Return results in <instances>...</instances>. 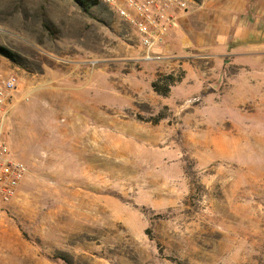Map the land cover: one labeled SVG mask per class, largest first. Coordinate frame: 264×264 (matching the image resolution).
<instances>
[{
    "label": "rangeland",
    "instance_id": "374dc122",
    "mask_svg": "<svg viewBox=\"0 0 264 264\" xmlns=\"http://www.w3.org/2000/svg\"><path fill=\"white\" fill-rule=\"evenodd\" d=\"M165 41L143 59L99 0H0L28 167L0 203V264H264V61L213 72Z\"/></svg>",
    "mask_w": 264,
    "mask_h": 264
},
{
    "label": "crops",
    "instance_id": "0c3cea01",
    "mask_svg": "<svg viewBox=\"0 0 264 264\" xmlns=\"http://www.w3.org/2000/svg\"><path fill=\"white\" fill-rule=\"evenodd\" d=\"M162 51L185 59L199 54L213 72L227 62L262 64L264 0H194L176 14Z\"/></svg>",
    "mask_w": 264,
    "mask_h": 264
},
{
    "label": "built area",
    "instance_id": "2783aa9c",
    "mask_svg": "<svg viewBox=\"0 0 264 264\" xmlns=\"http://www.w3.org/2000/svg\"><path fill=\"white\" fill-rule=\"evenodd\" d=\"M135 32L145 60L157 57L155 49L165 40L178 12L189 9L194 0H99ZM18 76L0 66V203L16 194L28 171L24 162L12 156L7 124L18 89Z\"/></svg>",
    "mask_w": 264,
    "mask_h": 264
},
{
    "label": "trees",
    "instance_id": "16d2710c",
    "mask_svg": "<svg viewBox=\"0 0 264 264\" xmlns=\"http://www.w3.org/2000/svg\"><path fill=\"white\" fill-rule=\"evenodd\" d=\"M73 1L76 2L83 10L88 11L90 5H92L94 3V1H96V0H73ZM0 54L4 55V56H6V57H8L10 59H12V57H13L12 53L9 50H7L6 48L2 47V46H0ZM163 79H166V81H167L166 82L167 84H166L165 87L159 88L158 84H157V80H154L151 85H152V88L156 92L165 95V94L168 93L170 84L172 82H174V79L172 78V75H170V74L165 75L163 77Z\"/></svg>",
    "mask_w": 264,
    "mask_h": 264
}]
</instances>
